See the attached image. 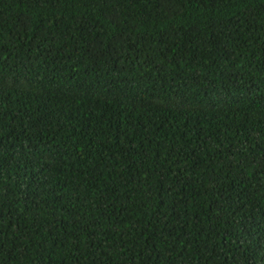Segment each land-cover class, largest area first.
<instances>
[{"label":"trees","instance_id":"1","mask_svg":"<svg viewBox=\"0 0 264 264\" xmlns=\"http://www.w3.org/2000/svg\"><path fill=\"white\" fill-rule=\"evenodd\" d=\"M0 264H264V0H0Z\"/></svg>","mask_w":264,"mask_h":264}]
</instances>
